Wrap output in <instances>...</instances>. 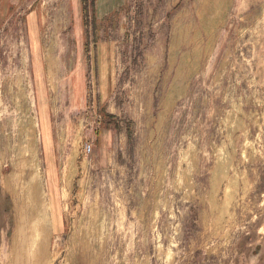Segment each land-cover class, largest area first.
<instances>
[{"label": "rangeland", "instance_id": "rangeland-1", "mask_svg": "<svg viewBox=\"0 0 264 264\" xmlns=\"http://www.w3.org/2000/svg\"><path fill=\"white\" fill-rule=\"evenodd\" d=\"M38 3L0 25V264H264V0Z\"/></svg>", "mask_w": 264, "mask_h": 264}, {"label": "crops", "instance_id": "crops-1", "mask_svg": "<svg viewBox=\"0 0 264 264\" xmlns=\"http://www.w3.org/2000/svg\"><path fill=\"white\" fill-rule=\"evenodd\" d=\"M31 3L29 6L26 4ZM11 10H42L38 0H0V25ZM4 16V17H3Z\"/></svg>", "mask_w": 264, "mask_h": 264}, {"label": "built area", "instance_id": "built-area-1", "mask_svg": "<svg viewBox=\"0 0 264 264\" xmlns=\"http://www.w3.org/2000/svg\"><path fill=\"white\" fill-rule=\"evenodd\" d=\"M91 151V145L86 147V152H90Z\"/></svg>", "mask_w": 264, "mask_h": 264}]
</instances>
